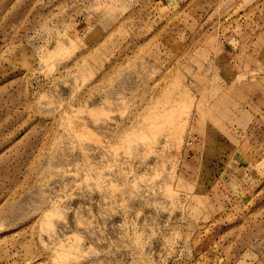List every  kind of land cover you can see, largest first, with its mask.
<instances>
[{"label": "rangeland", "instance_id": "rangeland-1", "mask_svg": "<svg viewBox=\"0 0 264 264\" xmlns=\"http://www.w3.org/2000/svg\"><path fill=\"white\" fill-rule=\"evenodd\" d=\"M0 264H264V0H0Z\"/></svg>", "mask_w": 264, "mask_h": 264}]
</instances>
